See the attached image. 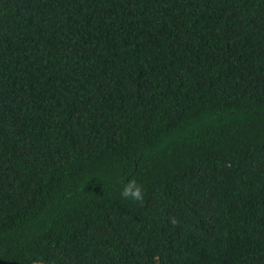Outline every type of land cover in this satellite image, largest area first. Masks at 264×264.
<instances>
[{
  "label": "trees",
  "instance_id": "trees-1",
  "mask_svg": "<svg viewBox=\"0 0 264 264\" xmlns=\"http://www.w3.org/2000/svg\"><path fill=\"white\" fill-rule=\"evenodd\" d=\"M41 257L264 264V0H0V264Z\"/></svg>",
  "mask_w": 264,
  "mask_h": 264
},
{
  "label": "clouds",
  "instance_id": "clouds-1",
  "mask_svg": "<svg viewBox=\"0 0 264 264\" xmlns=\"http://www.w3.org/2000/svg\"><path fill=\"white\" fill-rule=\"evenodd\" d=\"M120 196L125 200H132L135 202H143L144 200V187L137 179L133 178L125 183L120 190ZM32 264H59L55 259H46L41 257L39 259L32 260Z\"/></svg>",
  "mask_w": 264,
  "mask_h": 264
}]
</instances>
